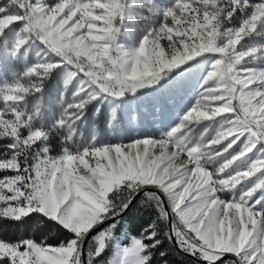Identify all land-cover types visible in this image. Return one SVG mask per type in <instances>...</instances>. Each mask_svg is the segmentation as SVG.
I'll return each mask as SVG.
<instances>
[{
  "label": "snow or ice",
  "instance_id": "1",
  "mask_svg": "<svg viewBox=\"0 0 264 264\" xmlns=\"http://www.w3.org/2000/svg\"><path fill=\"white\" fill-rule=\"evenodd\" d=\"M143 2L162 20L131 48L119 42L133 20L125 0L0 2V48L25 65L0 86V221L36 214L63 237L0 235V264H152L162 243L158 222L169 243L201 264H264V68L241 67L264 59V45L252 42L264 35V0ZM237 15L239 26L227 27ZM35 42L45 55L28 64ZM196 64L206 70L195 103L159 138L73 148L69 135L52 155L50 132L34 126L57 71L62 103L75 87L55 127L71 128L93 102L155 89ZM214 121L221 123L215 136L190 146L188 133ZM137 197L156 219L118 245L117 228Z\"/></svg>",
  "mask_w": 264,
  "mask_h": 264
},
{
  "label": "rangeland",
  "instance_id": "2",
  "mask_svg": "<svg viewBox=\"0 0 264 264\" xmlns=\"http://www.w3.org/2000/svg\"><path fill=\"white\" fill-rule=\"evenodd\" d=\"M0 2H5V0H0ZM49 2L53 3L55 0H49ZM173 2L174 0H155V3L161 8L171 5ZM125 3V15L126 17L131 15L133 20H126L128 34L124 35L122 30L119 42L131 48L145 30L158 27L162 17L153 14L143 0H125ZM142 4L143 6H141ZM240 20L241 17L237 15L227 27L239 26ZM18 27L16 25L9 30V43L14 39V33ZM252 42L264 45V35L256 36ZM162 43H166V41H162ZM44 55L43 45L35 42L27 49V63H35ZM24 66L22 60L5 58L3 49L0 48V86L11 83L14 74L22 73ZM241 67L264 68V59H258L255 63L250 62ZM205 70V64H196L194 67L185 66L184 70H175L168 77V83L161 81V84L157 85L155 89H144L135 95H126L119 101H112L111 98H108L93 102L87 107L84 117L73 124L71 128L55 127L64 108L72 102V91L75 87L74 82L73 87L65 93L62 103L60 99L63 88L62 73L57 71L45 84L42 114L35 120L34 126L50 132L49 144L52 155H57L60 152L63 146L61 141L69 135L72 137L70 146L73 148L92 141L101 144H115L129 143L144 137L159 138L180 124L181 117L195 103L199 81ZM176 85H180V87L177 88ZM220 128L219 121L205 122L191 130L186 138L190 142V146L201 142V137L206 142L215 136ZM180 136L185 138V133H181ZM2 151L4 148L0 144V152ZM239 193L238 189L235 195L239 197ZM222 195L225 200H230L234 193H223ZM121 226L123 228L122 237L128 236L125 222L118 227ZM115 236L116 241L121 240L120 235L116 233ZM109 248L112 249V247Z\"/></svg>",
  "mask_w": 264,
  "mask_h": 264
},
{
  "label": "trees",
  "instance_id": "3",
  "mask_svg": "<svg viewBox=\"0 0 264 264\" xmlns=\"http://www.w3.org/2000/svg\"><path fill=\"white\" fill-rule=\"evenodd\" d=\"M140 200L134 204L125 219L120 223L122 224L125 222L126 231H129L130 235H138L152 222V220L156 219L155 209L151 206L141 207ZM158 223L161 228V235L159 238L162 240V243L159 248L155 250L152 264H161L162 260H167L168 264H199L177 252L173 245L163 237V231L166 230L163 223ZM121 231L122 226L117 228L116 233L120 235ZM0 235H4L5 238L10 240L32 237L37 241L48 239L49 242H56L59 238H63L61 233L56 230L50 221H43V218H37L36 214H33V216L21 222L0 221ZM127 240L128 238L121 237V240L118 241L122 244H127ZM160 252H165L166 255L160 257ZM111 255L112 249L109 248L106 250L102 259L107 261L110 259Z\"/></svg>",
  "mask_w": 264,
  "mask_h": 264
},
{
  "label": "water",
  "instance_id": "4",
  "mask_svg": "<svg viewBox=\"0 0 264 264\" xmlns=\"http://www.w3.org/2000/svg\"><path fill=\"white\" fill-rule=\"evenodd\" d=\"M140 199H141V197H137V200L134 202V204H135L136 202H138ZM132 207H133V206H132ZM132 207H130V209H129L127 212L124 213V215H123V219H122V220L125 219L126 215H127L128 212L132 209ZM122 220H121V221H122ZM93 234H94V233H93ZM89 239H90V237H89ZM172 245H173L174 249H175L177 252H179L180 254H182L183 256H185V257H187V258H189V259H192V260H194L195 262L201 264L200 261L195 260L193 257H190L189 255H187V254L181 252V251H180V250L174 245V243H173ZM85 246L87 247V241H85Z\"/></svg>",
  "mask_w": 264,
  "mask_h": 264
},
{
  "label": "crops",
  "instance_id": "5",
  "mask_svg": "<svg viewBox=\"0 0 264 264\" xmlns=\"http://www.w3.org/2000/svg\"><path fill=\"white\" fill-rule=\"evenodd\" d=\"M116 242H117L118 245H124V244H122V243H120V242H118V241H116ZM113 253H114V248L112 247V255H111L110 259L112 258Z\"/></svg>",
  "mask_w": 264,
  "mask_h": 264
},
{
  "label": "bare ground",
  "instance_id": "6",
  "mask_svg": "<svg viewBox=\"0 0 264 264\" xmlns=\"http://www.w3.org/2000/svg\"><path fill=\"white\" fill-rule=\"evenodd\" d=\"M122 221H123V220H122ZM122 221H121V222H122Z\"/></svg>",
  "mask_w": 264,
  "mask_h": 264
}]
</instances>
